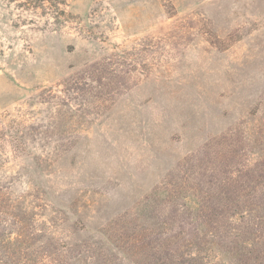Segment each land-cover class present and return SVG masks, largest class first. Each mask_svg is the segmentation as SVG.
<instances>
[{
    "label": "rangeland",
    "instance_id": "rangeland-1",
    "mask_svg": "<svg viewBox=\"0 0 264 264\" xmlns=\"http://www.w3.org/2000/svg\"><path fill=\"white\" fill-rule=\"evenodd\" d=\"M52 1L0 0V264H142L110 225L215 140L264 193V0Z\"/></svg>",
    "mask_w": 264,
    "mask_h": 264
},
{
    "label": "trees",
    "instance_id": "trees-1",
    "mask_svg": "<svg viewBox=\"0 0 264 264\" xmlns=\"http://www.w3.org/2000/svg\"><path fill=\"white\" fill-rule=\"evenodd\" d=\"M32 1H36L33 7L37 8L50 2ZM52 2L59 14L66 17L68 12L59 7L67 6L66 1ZM105 63L91 64L81 74L103 89L108 86L113 89L120 72ZM215 141L202 151L206 165L190 166L191 173L187 172L188 167L179 166L147 197L139 210L135 209L138 212L149 210L150 216H140V225L125 226L128 221L135 222V215L130 212L110 225L113 240L123 243L126 234L128 241L129 238L134 240L132 246L135 250L138 247L140 253L136 252L142 264H223V261L232 264V260L250 264L254 253L250 248L252 241L257 245L255 262L264 264V193L250 192L251 184H247L245 178L241 186H235L231 164L227 161L230 150L217 149ZM224 154H227L225 159ZM183 172L185 176L181 175ZM261 177L264 179V170ZM261 186L264 188V182ZM129 246L127 251L133 253ZM43 255L45 264H53V261L48 262V254Z\"/></svg>",
    "mask_w": 264,
    "mask_h": 264
}]
</instances>
